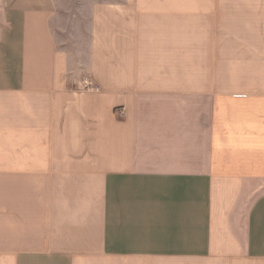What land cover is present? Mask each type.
I'll use <instances>...</instances> for the list:
<instances>
[{"label": "crops", "instance_id": "1", "mask_svg": "<svg viewBox=\"0 0 264 264\" xmlns=\"http://www.w3.org/2000/svg\"><path fill=\"white\" fill-rule=\"evenodd\" d=\"M60 3L0 0V264H264V0Z\"/></svg>", "mask_w": 264, "mask_h": 264}, {"label": "rangeland", "instance_id": "2", "mask_svg": "<svg viewBox=\"0 0 264 264\" xmlns=\"http://www.w3.org/2000/svg\"><path fill=\"white\" fill-rule=\"evenodd\" d=\"M59 15H58V28L59 35L64 38L67 46L74 48V34L77 33L76 27L84 26L89 22V13L79 12L80 6L91 4L96 0H60ZM82 30V29H81ZM69 45V46H68Z\"/></svg>", "mask_w": 264, "mask_h": 264}]
</instances>
